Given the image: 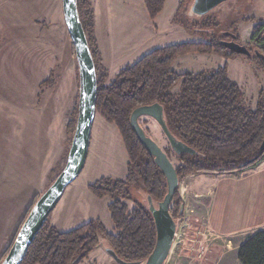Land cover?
<instances>
[{"label": "rangeland", "instance_id": "374dc122", "mask_svg": "<svg viewBox=\"0 0 264 264\" xmlns=\"http://www.w3.org/2000/svg\"><path fill=\"white\" fill-rule=\"evenodd\" d=\"M90 1L92 9H98L93 37L99 54L98 74H107L106 83L122 68L159 47L210 41L227 32H236L242 38L249 35L248 41L239 40L247 47L251 44L253 27L258 23L264 24V0H226L201 18L190 13L193 0H165L162 11L155 17L149 16L143 0ZM57 8L62 9L61 0H3L4 33L0 32V41L11 32V37L18 36L11 44H4L0 88L6 92L9 87L11 94L0 93L3 99L9 96L15 101V95L29 97L33 87L39 88L36 92L43 97L44 88L56 87V84L58 90L63 91L59 102H66L71 95L72 75L60 63L57 67L53 65L46 75L37 68L51 48L52 54L61 53L59 49L62 47L57 45L61 38ZM8 18L12 22H7ZM209 22H212L210 27L205 26ZM143 25L147 26L146 32ZM50 38L54 40L52 44ZM67 52L70 57H75L70 36ZM63 57L62 54L61 59ZM36 58H40L38 62ZM220 67H225L228 77L239 83L247 96L264 86L263 70L242 54L223 56L190 52L179 55L170 69L179 74H193L211 72ZM48 78L51 81L45 82ZM77 83L79 86L78 65ZM78 96L79 91L74 99L77 105ZM0 112L1 139L3 133L9 131V119L15 122L19 110L4 103ZM138 121L145 134L167 153L174 167L181 166V157L172 151L157 122L149 116H141ZM72 137L73 132H68L64 158L48 172L44 188L34 198H39L63 168ZM126 162L127 156L116 126L107 122L95 109L83 169L67 185L46 224L59 231H68L98 219L111 230L109 199L93 195L89 186L102 178L124 179ZM176 191L179 206L183 208L178 214L173 211L176 232L164 264H240L237 258L239 245L250 234L264 229V160L253 168L226 174L190 173L180 179ZM130 192L134 200L147 204L145 192L139 184L131 186ZM158 202L152 200L151 204L157 207ZM132 204L130 202L129 205ZM173 206L171 202L170 210L175 208ZM102 241L105 248L109 247ZM97 255L93 250L77 264H106Z\"/></svg>", "mask_w": 264, "mask_h": 264}, {"label": "trees", "instance_id": "16d2710c", "mask_svg": "<svg viewBox=\"0 0 264 264\" xmlns=\"http://www.w3.org/2000/svg\"><path fill=\"white\" fill-rule=\"evenodd\" d=\"M143 1L149 16L155 17L165 0ZM76 6L96 72L95 109L118 130L127 156L126 175L124 179L102 178L89 186L93 195L108 197L111 230L98 219L68 231H59L47 225L46 220L21 264H77L101 245L102 240L124 261H143L149 256L156 238L153 213L148 202L144 204L133 199L130 187L139 184L146 201L147 196L151 201H160L167 186L154 157L139 142L130 125V114L137 106L159 103L170 134L195 150V154H176L172 150L183 161L181 166L175 167L178 181L195 172L226 174L246 170L264 160V149H260L264 144V86L247 96L239 83L228 77L225 67L193 74H179L170 69L179 55L190 52L235 55L221 44L227 36L153 49L122 68L106 83L107 74H98L99 54L93 37L91 1L76 0ZM210 23L205 26L210 27ZM232 33L239 42V35ZM250 40L247 57L264 72L261 60L254 53L258 50L264 54L263 23L253 27ZM77 108L75 103L67 122V132L74 131L72 124H76ZM36 200L34 198L27 208L14 239ZM179 202L175 191L172 200L175 208L170 210L174 219L173 211L178 214L183 208ZM9 248L1 255L0 262ZM237 258L240 264H264V229L245 238L238 247Z\"/></svg>", "mask_w": 264, "mask_h": 264}, {"label": "water", "instance_id": "95a60500", "mask_svg": "<svg viewBox=\"0 0 264 264\" xmlns=\"http://www.w3.org/2000/svg\"><path fill=\"white\" fill-rule=\"evenodd\" d=\"M61 1L63 18L74 47L79 75L77 119L73 137L63 168L32 206L0 264H21L34 237L45 224L67 185L77 178L87 158L91 127L95 115L96 74L88 42L78 17L76 0ZM223 1L226 0H193L190 13L201 17ZM224 35L229 38L221 40V44L225 48L236 54L245 56L250 54V50L244 44L235 41V35L232 32H227ZM254 53L264 66V54L258 50H254ZM141 116H149L159 124L170 147L176 154L196 153L193 148L170 134L159 103L140 105L132 110L129 117L130 125L139 142L154 157L155 164L164 174L167 188L164 197L157 203V207L152 206L151 198L147 196L156 231L155 243L151 253L144 261L128 262L119 258L113 249L106 247V252L117 264H164L171 250L176 232V221L170 214V205L178 187L177 172L167 154L152 138L145 134L139 125L138 119ZM260 149H264V144Z\"/></svg>", "mask_w": 264, "mask_h": 264}, {"label": "crops", "instance_id": "0c3cea01", "mask_svg": "<svg viewBox=\"0 0 264 264\" xmlns=\"http://www.w3.org/2000/svg\"><path fill=\"white\" fill-rule=\"evenodd\" d=\"M13 7L16 9V6ZM56 10L59 18V34L61 36L57 45L62 47L59 49L61 53L52 54L53 50L51 48L48 55H46L47 58L41 60L42 62H39L37 68L43 75H46L51 72L53 65L57 67L60 63L70 72L73 82L72 92L66 101L67 103L59 102L63 91L58 90V84H56V87L44 88V91L42 90L43 97L37 94L39 88L37 90L33 87L29 97L15 95V98H17L15 101L9 98L11 94L9 87L6 92H2L0 88V93L9 95L3 99L2 94H0V110H2L4 103H7L12 109L19 110V115L16 117L15 122L9 119L7 124L9 131L5 134L3 133V137L0 139V257L12 243L16 230L26 209L32 203L35 194L44 188L48 172L64 158L68 133L67 122L78 91L77 62L76 58L74 56L70 57L67 52L69 33L63 18L62 9L57 8ZM97 12V8L95 11L93 9L95 24V13ZM3 17V0H0V32L2 35L4 33ZM6 21L10 23L12 19L8 18ZM143 29L146 32L147 26L143 25ZM12 35L13 32L3 36L4 39L0 41V75L3 74L1 66L3 53L5 52L4 44L9 45L18 38V36L11 37ZM50 36L52 37L53 35ZM240 39L248 41L249 35L243 38L240 37ZM64 41L65 44H63ZM52 42L54 40L52 41V38H50V44ZM62 54L64 56L63 59H61ZM39 59L36 58L35 61L38 62L37 60ZM53 98H55V101ZM54 102L55 105L53 107ZM103 245L101 244L94 249L98 254L97 256L103 259L106 264H117L105 251V246Z\"/></svg>", "mask_w": 264, "mask_h": 264}, {"label": "bare ground", "instance_id": "6f19581e", "mask_svg": "<svg viewBox=\"0 0 264 264\" xmlns=\"http://www.w3.org/2000/svg\"><path fill=\"white\" fill-rule=\"evenodd\" d=\"M76 58V57H75ZM158 124V123H157ZM159 125V124H158ZM161 128V127H160ZM162 130V129H161ZM163 150V149H162ZM178 185H179V182H178Z\"/></svg>", "mask_w": 264, "mask_h": 264}]
</instances>
